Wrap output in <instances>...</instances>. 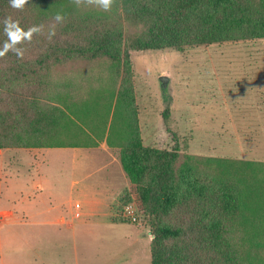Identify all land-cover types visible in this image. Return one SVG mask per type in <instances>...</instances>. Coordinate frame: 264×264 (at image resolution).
Instances as JSON below:
<instances>
[{
    "label": "trees",
    "instance_id": "obj_1",
    "mask_svg": "<svg viewBox=\"0 0 264 264\" xmlns=\"http://www.w3.org/2000/svg\"><path fill=\"white\" fill-rule=\"evenodd\" d=\"M6 17L41 30L17 45L22 57L11 49L0 56V149L103 141L119 149L134 187L151 264H264V161L145 146L130 64L133 50L264 39V0H113L108 10L93 0H27L22 8L0 0V48ZM125 23L142 29L126 38ZM73 61L106 65L85 79L50 76Z\"/></svg>",
    "mask_w": 264,
    "mask_h": 264
},
{
    "label": "rangeland",
    "instance_id": "obj_2",
    "mask_svg": "<svg viewBox=\"0 0 264 264\" xmlns=\"http://www.w3.org/2000/svg\"><path fill=\"white\" fill-rule=\"evenodd\" d=\"M124 27L126 38L142 29L127 23ZM104 63L56 65L50 76L75 73L85 79L83 74L97 73L105 68ZM130 64L145 146L176 147L182 154L201 157L264 161V39L190 45L180 51L133 50ZM162 75L168 76L167 85H161ZM102 149L103 145L79 152L73 148L0 149V211L13 209L19 216L23 210L29 212L19 225L0 224V264H73L74 255L81 264L84 247L80 234H76L75 250L70 242H63L66 237L57 242L63 236L54 231L57 225L37 223L53 221L59 215L69 222L76 212L81 217L88 204L80 185H95L89 172L104 161L111 162L110 169L120 174L119 149L112 148L110 154ZM74 179L80 184L72 185ZM128 186L110 210V222L115 226H109L111 230L99 226L97 235L90 238L99 241L85 247L93 262H106L112 255L122 257L126 249L119 239L125 231L136 233L135 226L121 222L123 206L128 202L138 205L134 187ZM97 218L81 217L74 222ZM138 224H143L139 227L144 232L149 230L141 211ZM258 228L264 231L262 220H258ZM262 239L264 243V236ZM254 240L249 241L251 246ZM261 251L264 254V247Z\"/></svg>",
    "mask_w": 264,
    "mask_h": 264
},
{
    "label": "crops",
    "instance_id": "obj_3",
    "mask_svg": "<svg viewBox=\"0 0 264 264\" xmlns=\"http://www.w3.org/2000/svg\"><path fill=\"white\" fill-rule=\"evenodd\" d=\"M141 127V125H140ZM103 145V152L110 154V151L112 148L108 147L105 142H101L100 145L97 147H91V148H98ZM105 148V149H104ZM76 150L75 152H79L81 148H73ZM82 154V153H80ZM82 158V157H80ZM75 166L77 165L78 161V155L76 153V157H73ZM84 160V158L81 159V161ZM112 163L109 161H104L102 164L97 167V169L91 170L89 173V177L95 178V185H92L90 187H87L85 184L80 185L82 197L85 198V202L88 204L86 211L81 213V217L87 218L88 216H94L96 215L97 218L96 221H90L88 219H83L79 221L78 223H75L74 220L76 218L80 219L79 217H75L72 213L71 220L68 222L63 215H59L55 218L53 221H42V223H37L38 226H44L47 225H57L54 227V231L60 235L63 234L62 237L57 238V242L60 241L61 238H67L66 240H63L64 243L68 244L70 242V245L72 249L76 250V243H77V236L76 234H80L82 238V243L84 247L83 256L81 259V264H151V258H150V238H149V230L148 228L145 229L146 231L140 229L137 224H132V226H135L136 230L134 233L133 229L131 231H125L123 234V238H120L119 241L123 243L126 254L120 256L119 258H115L113 255L107 259L106 262L102 263H96L93 262L89 257L87 253L86 246H91L92 243L98 242L99 240L90 239L91 237H95L98 233V227L104 226V229L111 230L109 226H115L110 221V210L113 209L114 205L117 202L118 197L122 194L125 187L128 188L129 186V180L125 176L122 167L120 165V162L117 164L119 168V173H116L110 169V165ZM115 170H117V166L115 167ZM100 172H103L100 174ZM78 183L77 179H74L72 181V185H76ZM80 184V183H78ZM38 192V190H37ZM92 197V199H91ZM30 196L27 198V203L29 202ZM71 203V199L69 200ZM71 207V206H70ZM44 210L43 212H45ZM105 211V212H104ZM41 212V214L43 213ZM15 210L8 209V210H2L0 211L1 214H4V217H0V224L11 222L12 224L19 225L23 223L24 221V215L28 214L29 212L27 210H23L21 212L22 216L16 215ZM40 213V212H39ZM29 216V214H28ZM40 216V214L38 215ZM115 221V220H114ZM116 222V221H115ZM126 222V221H121ZM128 223V222H127ZM53 230V229H52ZM69 236V237H68ZM101 239V238H99ZM111 241H115V239H112ZM74 251V250H73ZM41 263V261L39 262ZM71 263V262H69ZM44 264H48L44 262ZM67 264V263H66ZM73 264H80L77 258V255H74Z\"/></svg>",
    "mask_w": 264,
    "mask_h": 264
},
{
    "label": "clouds",
    "instance_id": "obj_4",
    "mask_svg": "<svg viewBox=\"0 0 264 264\" xmlns=\"http://www.w3.org/2000/svg\"><path fill=\"white\" fill-rule=\"evenodd\" d=\"M93 2L105 10L110 9L113 4V0H93ZM8 3L13 8H22L27 3V0H8ZM55 19L57 21H62L64 17L62 14L57 13ZM2 23L8 40H6L3 47L0 48V56H3L11 49L16 53L17 57H22L23 51L21 48L17 47V45L24 40H30L34 33H39L41 30L40 26L35 25L25 30L20 27L18 21L13 20L11 17H6Z\"/></svg>",
    "mask_w": 264,
    "mask_h": 264
},
{
    "label": "built area",
    "instance_id": "obj_5",
    "mask_svg": "<svg viewBox=\"0 0 264 264\" xmlns=\"http://www.w3.org/2000/svg\"><path fill=\"white\" fill-rule=\"evenodd\" d=\"M80 213L76 212L75 217H79ZM140 217V211L138 209V206L135 203H126L123 206L122 212H121V218L132 224H137L139 222Z\"/></svg>",
    "mask_w": 264,
    "mask_h": 264
},
{
    "label": "water",
    "instance_id": "obj_6",
    "mask_svg": "<svg viewBox=\"0 0 264 264\" xmlns=\"http://www.w3.org/2000/svg\"><path fill=\"white\" fill-rule=\"evenodd\" d=\"M159 81H160L161 85H167L168 76L167 75L159 76Z\"/></svg>",
    "mask_w": 264,
    "mask_h": 264
}]
</instances>
